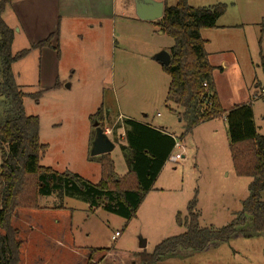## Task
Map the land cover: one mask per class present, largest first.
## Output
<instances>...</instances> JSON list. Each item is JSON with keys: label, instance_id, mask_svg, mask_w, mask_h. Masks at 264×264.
<instances>
[{"label": "rangeland", "instance_id": "rangeland-1", "mask_svg": "<svg viewBox=\"0 0 264 264\" xmlns=\"http://www.w3.org/2000/svg\"><path fill=\"white\" fill-rule=\"evenodd\" d=\"M175 2L167 0L168 5ZM218 2L226 4V11L215 28H204L201 34L213 62L223 59L226 64L225 70L214 68L216 91L223 108L250 103L257 132L264 134V99L257 89V84L264 85V0L188 1L191 6ZM117 3L119 6L120 0ZM124 11L126 16L117 17L114 27L109 22L100 24L90 19L69 23L73 29L66 25L63 31L61 26L57 45L59 52L60 47L64 51L60 60L57 50L42 48L31 49L12 63L16 82L24 94L25 113L40 118L39 139L47 145L40 165L54 166L58 172L80 171V176L89 182H97L100 164L98 155L90 154L93 141L89 143L91 158L85 162L81 158L80 136L85 127L94 140L101 126L114 144L110 154L116 176L123 175L128 170L120 151L126 114L177 138L183 132L184 123L178 117L180 108L165 100L170 77L153 59L158 50H169L173 40L160 30L156 20L143 22L136 18L135 0ZM2 18L14 33L12 54L29 48L31 42L21 31L13 10L6 8ZM225 43L231 44L237 61L228 52L215 53ZM54 74L64 81V87L71 84L62 89L67 102L61 94L53 97L43 89L51 84ZM38 91L41 96L35 101L30 94ZM100 106L104 121L95 127L87 116ZM66 109L74 126L54 129L53 123ZM4 110V97L0 95V124ZM81 121L84 126L79 125ZM65 129L74 140L62 145L59 138ZM177 140L182 148L173 149V154L182 151L184 157L166 161L130 221L102 208L90 211L80 195L65 197L61 210L16 209L11 224L19 230L22 241L19 264H139V252H151L161 240L185 231L176 224L175 215L181 212V217L186 216L187 203L195 195L200 227L220 228L229 223L247 197L251 179L238 176L233 169L225 121L215 118L202 122L183 140ZM260 200L264 201V190ZM54 203V196L39 197L40 206L51 207ZM116 231L119 235L112 240ZM163 262L264 264V234H238L208 250L184 253L182 258Z\"/></svg>", "mask_w": 264, "mask_h": 264}, {"label": "trees", "instance_id": "trees-1", "mask_svg": "<svg viewBox=\"0 0 264 264\" xmlns=\"http://www.w3.org/2000/svg\"><path fill=\"white\" fill-rule=\"evenodd\" d=\"M12 2L0 0V95L5 103L0 124V264L20 262L22 241L19 230L11 224L16 209L61 210L65 197L80 195L90 211L102 208L130 221L136 217L160 170L170 158L175 139L183 140L200 123L220 117L226 123L233 169L238 176L251 179L240 210L220 228L200 227L195 195L187 203V215L181 217V212L175 215L176 224L185 231L161 240L151 252H139V264H165L163 260L168 257L182 258L184 253L201 252L228 242L238 234H264V201L260 200L264 190V134L257 132L250 103L228 109L221 107L213 77L214 66L209 62L205 40L200 34L202 29L216 26L226 11V4L191 6L188 0H176L173 5L163 6L162 17L156 22L173 40L168 50L169 65L162 66L170 77L165 100L180 108L178 117L184 123V130L177 138L150 124L124 119V143L120 151L128 170L116 176L110 152L98 155L100 177L91 183L68 170L58 172L40 165L47 145L39 139V117L25 113L24 94L16 82L12 63L24 58L31 49L48 47L59 54L58 45L56 34L51 33L29 48L12 54L14 33L2 18V13ZM58 85L57 80L54 88ZM30 96L37 101L41 91ZM88 118L97 127L104 121L103 107ZM99 128L103 130L101 126ZM41 196H54L56 203L51 207L40 206Z\"/></svg>", "mask_w": 264, "mask_h": 264}, {"label": "crops", "instance_id": "crops-1", "mask_svg": "<svg viewBox=\"0 0 264 264\" xmlns=\"http://www.w3.org/2000/svg\"><path fill=\"white\" fill-rule=\"evenodd\" d=\"M153 1L161 2L163 6L165 4L168 5L167 0H153ZM130 2H132V0H120V5L118 6L117 0H13V2L9 6H7L6 8L12 9L13 13L16 14L17 19H18V23L20 25V29L29 38L31 44L45 39L51 33L56 34L55 39L57 40V43H58V41H60V37H61V35H60L61 26H62L63 31L65 30L66 25H67V29H73L74 26L73 25L71 26V24H69V23L74 22V21H78V19H81V20L82 19L97 20L98 23H100V24L102 22H109L112 25V27H114V25L116 24V21H117V17L120 16V17L124 18L126 16L124 9L128 8L130 6ZM135 5H136V0H135ZM136 18L139 19L138 17H136ZM139 20H141V19H139ZM142 21L143 22L144 21L145 22H153L155 20H153V21L142 20ZM239 21H241V20H239ZM240 23H243V22H240ZM202 30L200 31V34H202ZM201 37H203V36L201 35ZM206 42L207 41L205 40V44H206ZM70 45H72V47L74 45L78 46V43H70ZM66 47H68V46H66ZM43 49H50L51 50L52 48L46 47ZM165 49H167V48H165ZM165 49L162 48V50H158L157 53H159L160 51H168ZM205 49H206V47H205ZM63 51L64 50H62V48L60 47V52L58 54V60L61 59ZM206 52L208 54L209 62L212 66H214V68H215V66L216 67L219 66L220 69L225 70L226 64L224 63L223 59H219L216 61L214 60L216 62L215 63V62H213V58L211 57V55L207 49H206ZM219 52H222L224 54L228 52L231 54L233 59L235 61H237V55H236V53L234 54V50L232 49V46L230 43L223 44L221 46V50L217 51L215 53H219ZM154 57H153V59L155 60ZM213 77H214V74H213ZM59 78H60L59 75L54 74V78H53V81L51 82V84L49 86H47L46 88H43V89H46L53 97L59 96L61 94L62 99L65 102H67L66 94L62 95L63 94L62 89L65 88V90H66V88H68V87L70 88L71 84L70 85L67 84V87H64L63 86L64 81L61 82L59 80ZM57 80L59 82V85L54 88L55 82ZM214 81H215V87L217 89V82L215 80V77H214ZM258 85L259 84H257V89L259 87ZM216 93H217V91H216ZM217 96H218V93H217ZM218 99H219L220 105L222 107L221 99L219 96H218ZM234 105H237V104H233V106ZM223 109H228V108H223ZM58 111L60 112V110H58ZM58 116H59V114H58ZM63 116H64V118H63ZM88 117H89V115L87 116V118ZM125 117H126V119H132V120L138 121L140 123H144L140 120H136L135 118H133L127 114ZM220 118H222L224 120L223 117H220ZM39 121H40V118H39ZM63 125H65V126L69 125V127H70V125L71 126L73 125L72 122L70 123L69 113L67 112V109L65 111H63L62 114H60V117L58 118V120L56 122L53 123L52 126L54 129H57V128L60 129L61 127H63ZM79 125L84 126L82 121L79 123ZM79 125H77V126H79ZM63 133H64V136L59 138L60 140L62 139L61 142H64L62 145H66L67 143H69V144L72 143L74 140V137L70 136L69 131L65 129L63 131ZM91 141H93V138L91 139V136L89 134V130L84 127V130L80 136V144H81V158L84 157L83 160L85 162L88 161L90 158L88 156H89V149H90L89 143ZM49 167H53V169H54V166H49ZM164 167H165V164L163 165L162 169ZM161 170H160V172H161ZM74 173L81 175L80 171L74 172ZM178 258H180V257H168L165 260L178 259ZM163 263L173 264V262H163Z\"/></svg>", "mask_w": 264, "mask_h": 264}, {"label": "water", "instance_id": "water-1", "mask_svg": "<svg viewBox=\"0 0 264 264\" xmlns=\"http://www.w3.org/2000/svg\"><path fill=\"white\" fill-rule=\"evenodd\" d=\"M135 10L139 19L153 21L162 17L163 5L161 2H156L153 0H136ZM154 58L162 66L169 65L170 56L167 51H160L155 55ZM113 148L114 144L112 141L107 137L101 128H98L97 134L92 143V148L90 151L91 156L109 153L113 150ZM144 245V242H142V246Z\"/></svg>", "mask_w": 264, "mask_h": 264}, {"label": "built area", "instance_id": "built-area-1", "mask_svg": "<svg viewBox=\"0 0 264 264\" xmlns=\"http://www.w3.org/2000/svg\"><path fill=\"white\" fill-rule=\"evenodd\" d=\"M205 85V84H204ZM258 93L260 94L261 98L264 99V85L259 87L258 88ZM177 148H182L181 144L179 143V141L177 139H175V146H174V149H177ZM183 153L182 151H179V152H175L173 154V151L170 155V157H173L174 159H181L183 158ZM119 235V232L116 231L112 236H111V239L114 240L116 238V236Z\"/></svg>", "mask_w": 264, "mask_h": 264}]
</instances>
